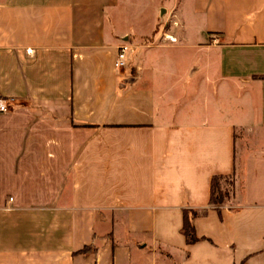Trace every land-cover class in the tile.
Instances as JSON below:
<instances>
[{
    "label": "crops",
    "instance_id": "obj_1",
    "mask_svg": "<svg viewBox=\"0 0 264 264\" xmlns=\"http://www.w3.org/2000/svg\"><path fill=\"white\" fill-rule=\"evenodd\" d=\"M122 3L0 0V264H264V0H166L196 56L117 71Z\"/></svg>",
    "mask_w": 264,
    "mask_h": 264
},
{
    "label": "rangeland",
    "instance_id": "obj_2",
    "mask_svg": "<svg viewBox=\"0 0 264 264\" xmlns=\"http://www.w3.org/2000/svg\"><path fill=\"white\" fill-rule=\"evenodd\" d=\"M165 3L166 0H123V3L119 4L115 11L119 13L120 16L112 19L114 12H109L107 18V26H109L111 23V26L114 30H131L130 32L126 33L129 39V44L127 45L129 47H132L133 44L137 45L135 46L134 52L132 54L128 51L126 52L124 66L118 68L117 71L123 69L126 66L130 67V60L132 56L137 57L139 55H143L146 57L148 56L158 58H179L196 56V54L193 53L195 51L194 49H168L162 46L156 47L153 45L161 43L162 38L158 34L166 30L167 26L170 24L168 14H166L165 16L164 12L158 14L162 6H164L163 4ZM117 13L115 14L117 15ZM177 13L180 14V12ZM185 13L186 12H184V14ZM154 17L156 18V23H154ZM189 21L190 25L195 24L194 19L190 18ZM132 31H134L135 33ZM145 43H150V45L140 46ZM220 188L223 193L225 191L227 192V190H231L230 185L225 182V180L223 181V183H221ZM230 195L231 192H229V198ZM225 201H227L226 198L224 202Z\"/></svg>",
    "mask_w": 264,
    "mask_h": 264
},
{
    "label": "trees",
    "instance_id": "obj_3",
    "mask_svg": "<svg viewBox=\"0 0 264 264\" xmlns=\"http://www.w3.org/2000/svg\"><path fill=\"white\" fill-rule=\"evenodd\" d=\"M229 179V182H228ZM227 182L230 185L231 190L227 192L221 191L220 185L223 181ZM234 187V176L232 175H221L215 174L212 175L209 182V199L208 204L210 206L216 207L224 203L225 198H229V192H233ZM205 213V209L194 210L191 208H183L182 209V224L180 228V233L183 235L185 242L187 244L193 243L197 241L199 238L195 236L192 220L194 217L203 215ZM97 248L94 246H83L81 249L76 251L75 253L82 254H95Z\"/></svg>",
    "mask_w": 264,
    "mask_h": 264
},
{
    "label": "built area",
    "instance_id": "obj_4",
    "mask_svg": "<svg viewBox=\"0 0 264 264\" xmlns=\"http://www.w3.org/2000/svg\"><path fill=\"white\" fill-rule=\"evenodd\" d=\"M161 38L163 41L169 42V43H174L176 42V38L173 37L172 35L165 33L164 31L161 32ZM130 47L125 44H121L117 47V51L115 53V57L113 60V67L115 69L121 68L124 66V61L126 58V52L130 51ZM7 110L5 100L0 97V112H5Z\"/></svg>",
    "mask_w": 264,
    "mask_h": 264
}]
</instances>
